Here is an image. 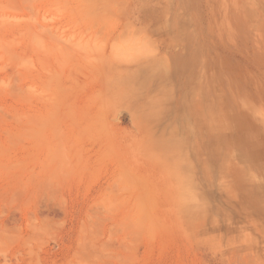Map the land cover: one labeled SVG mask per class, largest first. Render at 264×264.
Returning a JSON list of instances; mask_svg holds the SVG:
<instances>
[{"label": "rangeland", "instance_id": "374dc122", "mask_svg": "<svg viewBox=\"0 0 264 264\" xmlns=\"http://www.w3.org/2000/svg\"><path fill=\"white\" fill-rule=\"evenodd\" d=\"M0 264H264V0H0Z\"/></svg>", "mask_w": 264, "mask_h": 264}]
</instances>
